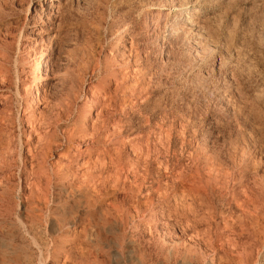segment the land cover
Returning a JSON list of instances; mask_svg holds the SVG:
<instances>
[{
  "label": "rangeland",
  "instance_id": "obj_1",
  "mask_svg": "<svg viewBox=\"0 0 264 264\" xmlns=\"http://www.w3.org/2000/svg\"><path fill=\"white\" fill-rule=\"evenodd\" d=\"M29 2L0 0V264H63L50 250L84 224L88 264H264V0H62L33 29ZM180 9L197 10L194 34L172 33ZM103 100L94 149L114 187L101 202L65 181L28 235L18 208L38 112L71 104L64 130ZM223 186L236 195L204 192ZM117 202L120 218L102 213Z\"/></svg>",
  "mask_w": 264,
  "mask_h": 264
},
{
  "label": "bare ground",
  "instance_id": "obj_2",
  "mask_svg": "<svg viewBox=\"0 0 264 264\" xmlns=\"http://www.w3.org/2000/svg\"><path fill=\"white\" fill-rule=\"evenodd\" d=\"M60 1L62 0L47 1L49 2V4L47 5L46 8L47 10H46L42 8V5L46 6V2H43V0H37L38 3L36 2L35 4H33L32 3L33 1L30 0L27 8L28 10L30 8L33 9L34 12L33 16L29 19V21H32V29L36 27V21H38V19H40V17L44 13L46 12L51 13L56 8L60 9L59 8ZM55 4H57V6ZM196 17H197V10L195 9L178 10L177 15L175 16V21H173L174 25L171 28L172 33L173 34L177 33V35L181 34L182 36H187L192 34L194 30L198 31L199 23ZM60 25L61 24L57 25V29L60 28ZM53 29L54 28H52L51 30ZM55 37L57 36H54V38ZM96 94L92 92V94H90L87 97V99L92 100V98H94L95 96L97 97V99H99V97ZM0 98L5 99L6 96L1 92ZM103 101L104 102L99 101L100 104L99 109L95 114L94 118L92 119V121L88 125L86 124V122L83 121V118L80 117L78 121L79 124H76L74 127L66 128L64 130L59 129V122L63 118L72 114L71 104H66L67 110H64L63 106H56L54 112H50L51 114L48 115H46L45 112H43V110L38 112L39 113L37 115V119L39 120V121L37 120L38 125L35 127L33 126L34 128H32L30 131V137L34 135L33 136L34 138L32 137L33 138L32 144L27 149L28 156L26 158V161L30 165V171L27 172V176L24 178L25 180L23 181V185L21 187V189L23 190L22 192H24L23 195L24 200L23 203H21L22 205H19L18 208V211L20 212L23 205H25L26 207L25 212L26 211L32 212L31 215L28 213V216L25 217V219L18 217L20 221L19 223L22 225V227H24V230L27 232L28 235H31V231H32V228L28 225V218H30L31 216L38 217L37 213L41 212L43 209L50 211L51 199L54 198L55 191L58 190V188L60 189L64 188L65 181H71L72 183H69V186L73 187L74 179L83 178L80 186L86 189V194H88L91 197L100 199L101 202L104 196L102 195V191L106 190L108 186H110V188L113 186V185L112 186L109 185L105 181L106 174L109 173V169H108L109 162L106 161V158L102 157L101 153L97 152L98 150L94 149V147H96L95 144L98 143L99 138L101 137L105 128L107 127L106 121L110 115L109 108L107 105H105L106 103L105 100ZM31 104L33 105L38 104L37 95L33 96ZM54 125H55L54 129H52L51 127ZM245 144L243 145V147L245 146ZM238 146L236 145V147ZM243 147L235 148V150L236 151L239 149L244 150ZM245 159L246 158L244 157V160ZM110 164H114L113 159H111ZM246 174L247 171L244 169L242 171V175L240 176L239 181L242 182V179L245 178ZM208 178H210L209 173H208ZM233 180L236 181V179ZM208 183L209 180L207 181V184ZM3 184L4 183L2 182L1 185ZM59 185L61 187H58ZM4 187H5L4 190L0 192V216L2 217L7 216L9 212V207L5 204V202L8 200L9 187L7 188V185H4ZM250 190H251L250 188L246 187V190L243 191V194L244 195H248L249 193L252 194ZM204 192L206 195H208L209 193H220V195L229 193L236 195L235 190L227 191L224 186L221 188H217L216 190L215 188L214 189L211 188V190H208V187H205ZM106 194L108 193L106 192ZM101 208L103 214L104 212H108L109 210H111L112 213L114 214L113 216L115 219H118L121 216L120 215L121 204H119L118 202L115 204L102 206ZM71 217L73 216H70L68 220H71ZM136 220L138 219L136 218ZM132 222L134 223L135 221L133 220ZM75 223L76 222H67L65 223V226L71 224L73 227H75L76 226ZM87 231H88V224L87 225L84 224L82 226V229L78 232L73 231L74 233L72 234L73 236L71 237V239L68 242H65L63 240L60 241V243H58L56 248H54L52 251L50 250V255L54 254L56 259L63 258L64 260L63 264H68V263L88 264V259L90 258L91 253L85 254L86 252L84 253L83 249L80 248V246L82 245H78L79 248L75 247L76 240L80 241L81 238H83V236L86 235ZM32 240L34 244L38 246L40 251H42L43 249L41 245L42 243H40L39 240H37L35 237H32ZM67 243L73 245L75 249L74 248L66 249Z\"/></svg>",
  "mask_w": 264,
  "mask_h": 264
}]
</instances>
